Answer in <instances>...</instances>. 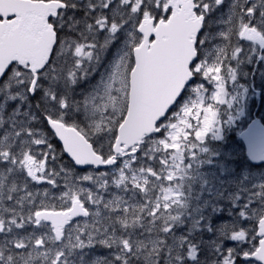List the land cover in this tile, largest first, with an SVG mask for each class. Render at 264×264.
Wrapping results in <instances>:
<instances>
[{
  "label": "snow or ice",
  "instance_id": "obj_1",
  "mask_svg": "<svg viewBox=\"0 0 264 264\" xmlns=\"http://www.w3.org/2000/svg\"><path fill=\"white\" fill-rule=\"evenodd\" d=\"M110 47L97 90L59 93ZM249 59L264 61V0H0V264H264V180L227 196L216 239L195 235L215 226L192 181Z\"/></svg>",
  "mask_w": 264,
  "mask_h": 264
},
{
  "label": "rangeland",
  "instance_id": "obj_2",
  "mask_svg": "<svg viewBox=\"0 0 264 264\" xmlns=\"http://www.w3.org/2000/svg\"><path fill=\"white\" fill-rule=\"evenodd\" d=\"M114 53L115 48L110 47L108 48L102 55L100 61L93 65V67L90 69L91 72H93V78L88 80L85 85L83 86V90L94 88V90H97L104 79H106L107 75L112 69V66L114 64ZM92 77V76H91ZM261 78L264 76H260ZM88 78V77H86ZM83 78V79H86ZM241 85H245L247 88V91L244 92L239 100V102L231 109H228L226 107H222L221 110V120L223 122L222 129L220 131L219 138H217L215 132L212 134H209V136L206 139L205 146L209 149V152L204 157V161L202 165L198 166L196 169V178L193 180H197L198 186L193 188V191L196 190L197 193L201 192V195H199V200L194 199V204H203V212L207 214L209 217V222H212V219L214 222H217L220 218V215L225 211L227 213L228 217L226 218L227 222L221 223L219 220L218 223H211L215 227H217V230L222 224L232 222V217H234V213L232 211L231 203L227 199V196L232 195L246 186H251L252 184L264 180V171H253L250 167L245 166L243 169H241L239 172L234 169V165L232 162L227 163L224 160V157H222L221 153L219 151L214 150L210 146H208L207 142H212L214 140H222L227 136V134L233 129L236 130V133H238L242 129V124L247 120L248 118V110H249V104L251 100L254 98V94L252 92L249 93L250 87H248L246 84H244L242 81H239ZM93 90V91H94ZM264 95V93H263ZM196 98L195 92L189 88L187 94L183 98L182 102L177 106L175 111H179L180 107L185 103H190L193 99ZM231 115L232 119L229 122L228 116ZM239 154V146L233 145L230 148V151L227 150V157L230 159H234L236 155ZM207 181V184L204 183V181ZM212 187V188H211ZM211 189L214 191V195L212 197H203L202 192L208 191L210 192ZM222 193L224 195H222ZM194 196V195H193ZM197 196H194V198ZM218 203L221 206V211L215 212L213 209V204ZM211 206V207H210ZM229 218V219H227ZM181 232L186 231V228L184 226L180 229ZM207 233V230L203 231ZM202 233V232H200ZM219 234V233H213ZM224 242L226 247L233 246V241L231 239H225Z\"/></svg>",
  "mask_w": 264,
  "mask_h": 264
},
{
  "label": "trees",
  "instance_id": "obj_3",
  "mask_svg": "<svg viewBox=\"0 0 264 264\" xmlns=\"http://www.w3.org/2000/svg\"><path fill=\"white\" fill-rule=\"evenodd\" d=\"M93 67V66H92ZM92 76V77H91ZM88 78L86 79H79L77 81V83L75 84H70V83H64L61 82L57 87H58V91L61 95L67 94L69 95L72 99H76V100H83L87 95L91 94L94 90V88H89L86 90H83V86L85 85V83L90 80V79H94L93 78V72H91V70L89 71V74L87 75ZM188 90H186L185 94L183 95V98L185 97V95L187 94ZM77 97V98H76ZM182 98V99H183ZM182 101V100H181ZM38 102V103H37ZM29 107L37 113H44L48 110H50L52 108V105L49 104V102L47 101V98L44 96L43 94V90L39 93H37L35 96L31 97L29 100ZM177 106L173 109L174 111L176 110ZM261 116L263 117V122H264V114L262 113ZM66 120L69 123L72 122H76V123H80V124H84L86 123V114L83 111L80 112H74V111H70L68 113V115L66 116ZM36 123L45 131L46 134H48V138L49 140L52 142V144L54 145V147L57 149V151H61L62 147L61 145L58 143L57 139L55 138V136L53 135V133L50 131V129L48 128L47 122L46 120H44L41 116H38V120L36 121ZM229 140L230 142L232 141L231 139H226ZM233 141H235V138L233 137ZM208 146H210L211 148L215 149L216 151H220L222 157H224V160L227 163H233L234 165V169H236L238 172L243 169L245 166L250 167L253 171H264V165L261 166H256V165H252L248 162L245 154L243 151L239 152L238 155L235 156L234 159H230L227 157L226 153V146L223 144V141H212V142H207ZM63 163L64 165H70L72 162L65 156V154L63 153ZM88 170V168H85L84 170H79L76 169L77 172H83ZM196 186H198L197 180L192 181V187L195 188ZM212 188V187H211ZM214 191L213 189H211L210 192L208 191H203L202 192V196L207 198V197H212L214 194H212ZM193 195L194 196H199L201 195L200 193H197L196 190L193 191ZM211 207V206H210ZM208 215V212H207ZM227 213H225V211L220 215L219 220L221 221V223L223 222H227L226 218ZM214 219V218H213ZM212 219L211 223H218L214 222ZM229 219V218H227ZM232 221H234L235 219V215L234 217L231 218ZM218 232V231H217ZM195 235H197V237L199 239H201L204 244H208L210 241L214 240L217 238L218 234H213L211 233H207V232H202V233H196ZM227 239V238H225ZM224 239V242L226 241Z\"/></svg>",
  "mask_w": 264,
  "mask_h": 264
},
{
  "label": "water",
  "instance_id": "obj_4",
  "mask_svg": "<svg viewBox=\"0 0 264 264\" xmlns=\"http://www.w3.org/2000/svg\"><path fill=\"white\" fill-rule=\"evenodd\" d=\"M47 125L63 149V141L55 134V130L48 124V122ZM239 137L244 144L248 160L255 165L264 164V124L260 119H253L248 127L240 133ZM64 154L72 162L70 156L66 152H64ZM85 168L88 167L80 166L77 169L83 170Z\"/></svg>",
  "mask_w": 264,
  "mask_h": 264
},
{
  "label": "flooded vegetation",
  "instance_id": "obj_5",
  "mask_svg": "<svg viewBox=\"0 0 264 264\" xmlns=\"http://www.w3.org/2000/svg\"><path fill=\"white\" fill-rule=\"evenodd\" d=\"M213 27H215L213 25ZM240 81L251 87V91L255 92V107L252 116L256 113L261 119V115L264 113V61H256L254 59H249L247 62L241 64L240 66ZM241 76L242 79H241ZM259 90V91H257Z\"/></svg>",
  "mask_w": 264,
  "mask_h": 264
},
{
  "label": "bare ground",
  "instance_id": "obj_6",
  "mask_svg": "<svg viewBox=\"0 0 264 264\" xmlns=\"http://www.w3.org/2000/svg\"><path fill=\"white\" fill-rule=\"evenodd\" d=\"M77 98V97H76ZM38 103V102H37ZM256 114V113H255ZM264 114V113H263ZM257 115V114H256ZM259 115H261V114H259Z\"/></svg>",
  "mask_w": 264,
  "mask_h": 264
}]
</instances>
